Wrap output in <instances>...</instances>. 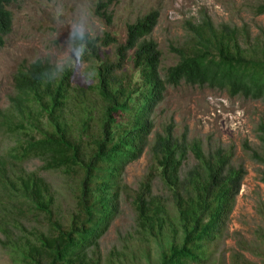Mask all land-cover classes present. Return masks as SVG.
<instances>
[{
    "label": "trees",
    "instance_id": "16d2710c",
    "mask_svg": "<svg viewBox=\"0 0 264 264\" xmlns=\"http://www.w3.org/2000/svg\"><path fill=\"white\" fill-rule=\"evenodd\" d=\"M15 1L0 0V47L11 29L7 5ZM109 2L95 5L97 16L107 22ZM253 13L264 14V3L256 4ZM157 16L156 9H149L126 23L121 42L107 33L73 35L78 48L85 46L83 57L95 64L94 93L100 102L96 116L82 88L71 85V69L36 59L15 70L10 110L0 125L24 138L10 149V158L22 163L37 157L39 170L60 171L74 182L73 210L65 221L53 219L54 191L37 171H19L12 180L0 168L6 201H20L46 221L44 231L14 245L21 264H97L93 252L98 239L117 213L119 194L125 192L122 172L147 146L151 114L167 86H206L264 103L262 31L250 36L243 26L214 25L207 17L189 23L181 45L170 47L176 62L161 74L160 52L148 38ZM109 45L112 57L101 50ZM127 59L130 72L124 69ZM86 138L89 145L84 146ZM257 138L264 144L262 122ZM188 151L195 162L181 174ZM148 153L150 171L131 201L138 232L156 248L149 264H210L208 246L225 225L244 167L231 165L232 147L216 145L204 151L199 140L188 139L185 131L174 135L170 125L154 133ZM250 157L264 165V156L254 150ZM155 177L170 202L152 193ZM259 180L264 183V171Z\"/></svg>",
    "mask_w": 264,
    "mask_h": 264
},
{
    "label": "rangeland",
    "instance_id": "374dc122",
    "mask_svg": "<svg viewBox=\"0 0 264 264\" xmlns=\"http://www.w3.org/2000/svg\"><path fill=\"white\" fill-rule=\"evenodd\" d=\"M98 1L105 0H17L7 5L11 29L0 47V122L10 110L9 96L14 92L12 76L15 70L36 59L57 69H71V85L82 88L97 115L100 102L94 93L95 64L84 57L75 60L74 53L78 50L75 33L88 38L107 33L121 42L126 23L149 9H156V24L148 38L156 42L160 52L161 74L166 66L177 60L170 47L180 46L188 24H196L204 17L214 25L243 26L250 36L260 31L264 33V14L253 13L254 6L264 0H110L106 10L110 14L108 22L95 13ZM101 50L112 57V45L101 47ZM124 69L131 71L128 59ZM151 118L153 127L147 146L122 172L125 192L119 194L117 213L98 239L97 250L93 252L97 264H149L156 256L154 243L145 242L137 230L131 197L150 171L148 148L153 135L166 125H170L174 135L185 131L188 139L199 140L204 151L216 145L232 147L231 165L240 164L245 170L225 225L208 246L210 264H264V183L259 180L264 165L250 157L251 150L264 156V144L257 138L258 124L264 125V103L239 95L229 96L222 89L180 83L167 86ZM22 138L23 134L7 133L0 125L1 170L5 169L12 180L19 171H37L54 191L52 218L65 221L74 205L73 180L60 171L39 170L42 162L37 157L15 163L10 158V149ZM83 140L84 146L89 145L87 138ZM194 162L188 151L180 173ZM151 191L170 202L157 177L151 182ZM5 193L0 184V264H21L14 245L24 237L31 239L32 234L44 231L46 221L20 201L11 205Z\"/></svg>",
    "mask_w": 264,
    "mask_h": 264
},
{
    "label": "clouds",
    "instance_id": "9594fccd",
    "mask_svg": "<svg viewBox=\"0 0 264 264\" xmlns=\"http://www.w3.org/2000/svg\"><path fill=\"white\" fill-rule=\"evenodd\" d=\"M82 36V34H80ZM86 53V49L85 46L83 44L80 45V47L78 48V50L74 53L75 56V60H79L82 59L83 56Z\"/></svg>",
    "mask_w": 264,
    "mask_h": 264
}]
</instances>
